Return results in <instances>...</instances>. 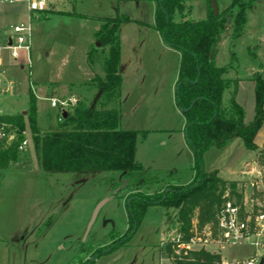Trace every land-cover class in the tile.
Returning <instances> with one entry per match:
<instances>
[{
    "label": "rangeland",
    "instance_id": "374dc122",
    "mask_svg": "<svg viewBox=\"0 0 264 264\" xmlns=\"http://www.w3.org/2000/svg\"><path fill=\"white\" fill-rule=\"evenodd\" d=\"M213 1L219 12L231 3L185 0L188 18H208L207 11H214ZM156 8V0H51L49 9L41 13L31 12L26 2H0V114L26 115L33 93L40 132L45 133L59 122L51 97L75 95L92 102L98 92L96 81L107 77L110 43L102 37L105 26L110 27L112 21L104 18L128 14L134 21L125 22L124 35L137 39L136 43L144 39V46L141 55L124 46L119 96L101 93L99 107L118 108L120 129L148 131L145 137L139 133L136 143L135 158L143 166L142 173L75 174L45 172L34 135L27 126L23 132L29 140L27 148L18 151L17 159L7 168L0 169V264H82L93 258L92 264H175L160 250V241L167 223L176 222L177 210L171 208L166 214L161 205L149 207L126 244L93 257L129 229L125 201L131 193L164 192L167 185L187 184L196 175V155L184 130L186 117L176 102L180 52L165 49L161 33L151 26ZM230 12L217 43V66L231 63ZM174 19L182 18L177 14ZM29 23L30 52L22 49L14 58L4 46L9 38L17 37L14 26ZM234 43L238 59L224 75L230 83L222 105H229L234 96L244 109L245 123H250L255 116L256 79H264L263 0L248 11L243 33ZM255 141L264 150V123ZM202 169L217 170L225 180L236 182L244 212L256 214L264 210V164L259 152L246 148L242 138H234L223 149L207 148L202 154ZM226 194H230L229 188ZM104 198L109 199L86 235L93 209ZM232 201H236L235 197ZM196 218L198 210L191 222ZM113 230L118 234L110 237ZM255 252L248 244L233 245L220 249L216 254L219 258L216 256L208 264H223V260L234 264Z\"/></svg>",
    "mask_w": 264,
    "mask_h": 264
},
{
    "label": "trees",
    "instance_id": "16d2710c",
    "mask_svg": "<svg viewBox=\"0 0 264 264\" xmlns=\"http://www.w3.org/2000/svg\"><path fill=\"white\" fill-rule=\"evenodd\" d=\"M156 1L155 20L151 26L161 33L168 46L180 52L176 102L184 109V130L196 155L197 171L188 184H170L164 192L146 193L137 190L131 193L125 201L130 219L129 229L111 246L95 253L93 257L126 244L138 229L150 206L161 205L165 207L166 214L171 208L176 209L175 220L186 230L191 225L195 210H198L200 225H215L218 213L228 199L233 200L235 197L236 201L233 202L242 206V194L236 189V182L223 179L217 170L207 172L202 169V154L207 148L214 146L223 149L234 138L240 137L246 148L259 152L264 164V150L255 141L264 123V79H256L255 116L250 123H245L244 109L234 96L227 108L222 105L225 88L230 83V79L224 75L233 68V62L238 59L234 51V41L242 35L248 11L258 0H231L225 11L217 14L211 11L208 18L202 20L188 18L189 9L185 0ZM229 12L233 17L231 63L217 66V43L225 32ZM177 14L182 18L179 21L174 19ZM104 19L112 21L110 27L105 26L102 37L110 43L106 59L107 77L99 78L96 87L98 91L102 89L103 94L118 98L123 81L119 70L121 48L118 32L122 23L134 19L128 14ZM234 82L237 89V83ZM99 101L93 108V101L88 103L86 100H79L67 114L61 115L56 128L41 133L36 97L30 93L26 115L21 112L0 114V133L7 134L5 137L0 136V169L7 168L10 162L17 159L18 145L25 138L23 131L28 126L34 135V142L39 149L40 165L45 172L142 173L143 166L135 158L136 143L138 134L145 137L148 131L120 129L118 108H100ZM8 134H14V138L9 140ZM228 188L230 194L224 196ZM117 234L118 231L113 230L109 236L115 237ZM216 256L200 250L193 253L192 260H181L177 264H208ZM93 262L94 260L89 259L82 264Z\"/></svg>",
    "mask_w": 264,
    "mask_h": 264
},
{
    "label": "built area",
    "instance_id": "2783aa9c",
    "mask_svg": "<svg viewBox=\"0 0 264 264\" xmlns=\"http://www.w3.org/2000/svg\"><path fill=\"white\" fill-rule=\"evenodd\" d=\"M2 2L14 4L26 2L31 12H41L48 10L51 0H0ZM14 31L17 33L15 39L4 46L11 51L14 58H17L19 51L24 49L29 54L31 48L32 25H16ZM3 47H0V52ZM79 98L75 95L63 98L51 97V106L58 109V119L76 105ZM25 133V131H23ZM1 137L7 136L5 132L0 133ZM14 134H8V139H13ZM29 140L25 137L18 145V151H25ZM229 194H226L228 196ZM168 227L161 236L160 246L168 259L177 264L181 260H191L196 251L205 250L219 254L220 249L233 245L248 244L256 249L254 256L237 260L234 264H258L264 259V210L253 214L244 212L240 205L228 199L218 213L217 223L200 225L198 218L193 219L190 227L182 229L176 222H168ZM213 246V249H208ZM223 264H228L223 260Z\"/></svg>",
    "mask_w": 264,
    "mask_h": 264
},
{
    "label": "crops",
    "instance_id": "0c3cea01",
    "mask_svg": "<svg viewBox=\"0 0 264 264\" xmlns=\"http://www.w3.org/2000/svg\"><path fill=\"white\" fill-rule=\"evenodd\" d=\"M1 2V1H0ZM19 4L22 3V2H18ZM28 6V5H27ZM220 11V10H219ZM207 14H209V12L207 11ZM31 18H32V14L30 15ZM124 24L125 23H122L121 26H120V29H119V38H120V48H121V62H120V65H119V70H120V73L122 72L123 68H124V60H123V56H122V53H123V49H124V46L126 45L130 50L134 51L137 55L140 54L141 55V50L144 46V42L145 40L144 39H141V40H138V42L136 43L137 39H129L128 36L124 35V32H123V27H124ZM161 35V34H160ZM162 37V36H161ZM11 38H9V42H10ZM8 42V43H9ZM165 47V49H171L172 47L166 45V43H164L163 45ZM172 49H175V48H172ZM239 81V80H238ZM240 83V81H239ZM228 105L226 106H223V108H227ZM25 111V110H24ZM256 140V138H255ZM255 165H257V163H254ZM220 176V175H219ZM221 177V176H220ZM224 179V178H223ZM192 181V180H191ZM190 181V182H191ZM189 182V183H190ZM188 184V183H187ZM160 250H162L161 246H160ZM208 252L209 254H211L210 251H206ZM164 253V252H163ZM173 263V262H172Z\"/></svg>",
    "mask_w": 264,
    "mask_h": 264
},
{
    "label": "water",
    "instance_id": "95a60500",
    "mask_svg": "<svg viewBox=\"0 0 264 264\" xmlns=\"http://www.w3.org/2000/svg\"><path fill=\"white\" fill-rule=\"evenodd\" d=\"M213 7H214V9H213L214 10V13L217 14L219 12V10H218L217 4L214 1H213ZM101 93H102V89H99V91L95 95V97L93 99V102H92V105H91L93 108L95 107V105H96V103H97V101H98ZM182 110H184V109H182ZM24 113H25V111H24ZM65 114H67V111H65L64 115ZM108 199L109 198H104V199L100 200L96 204V206L94 207L93 212H92L91 217H90V220L88 222L87 228H86V235L88 234V232L90 231L92 225L94 224V222H95V220H96V218H97V216L99 214V211L101 210V208L107 202ZM92 260H94V258ZM258 264H264V259H261Z\"/></svg>",
    "mask_w": 264,
    "mask_h": 264
}]
</instances>
